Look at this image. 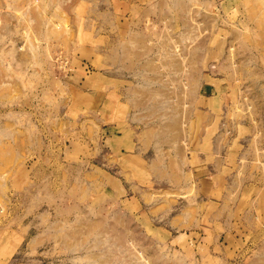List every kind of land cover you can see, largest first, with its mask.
Here are the masks:
<instances>
[{
	"label": "rangeland",
	"instance_id": "1",
	"mask_svg": "<svg viewBox=\"0 0 264 264\" xmlns=\"http://www.w3.org/2000/svg\"><path fill=\"white\" fill-rule=\"evenodd\" d=\"M0 264H264V0H0Z\"/></svg>",
	"mask_w": 264,
	"mask_h": 264
}]
</instances>
